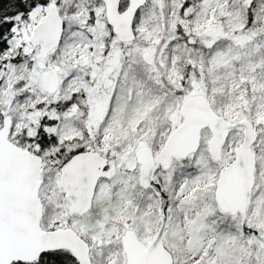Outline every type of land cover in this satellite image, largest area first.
I'll return each instance as SVG.
<instances>
[{
    "label": "snow or ice",
    "instance_id": "1",
    "mask_svg": "<svg viewBox=\"0 0 264 264\" xmlns=\"http://www.w3.org/2000/svg\"><path fill=\"white\" fill-rule=\"evenodd\" d=\"M0 264H264V0H0Z\"/></svg>",
    "mask_w": 264,
    "mask_h": 264
}]
</instances>
